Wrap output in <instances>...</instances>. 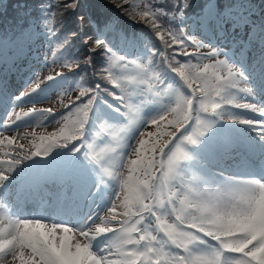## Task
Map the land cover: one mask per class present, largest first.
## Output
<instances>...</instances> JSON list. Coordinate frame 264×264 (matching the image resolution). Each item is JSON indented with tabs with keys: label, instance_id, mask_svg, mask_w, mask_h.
<instances>
[{
	"label": "clouds",
	"instance_id": "obj_1",
	"mask_svg": "<svg viewBox=\"0 0 264 264\" xmlns=\"http://www.w3.org/2000/svg\"><path fill=\"white\" fill-rule=\"evenodd\" d=\"M190 3L187 0L183 8H188ZM66 7L75 8L76 4ZM183 15V11L174 12L171 22L175 20L179 25ZM172 30L182 35L185 29ZM189 63L194 73L193 83L200 81L195 71L197 64L191 60ZM235 70L242 72L237 66ZM241 82L244 87L239 86ZM236 84L238 87L229 83L195 88L184 81L169 82L153 92L151 98L142 100L137 111L123 113L126 117L123 124L111 123L98 109L95 128L90 126L96 102L93 97L92 104L78 105L49 123L56 128L50 135L61 133V136L58 140L48 139L42 151L80 140L85 157L99 165V182H110V204L99 213L85 212L86 218L72 224L55 218H22L12 214L9 206L0 201V250L6 244L10 246L0 257V264H31L16 259L15 253L21 250L23 255L35 256L43 264L53 244L62 247L65 253L75 254L78 264H89L90 251L99 240L105 241L102 251L115 249L123 253L129 245L142 247L146 253L154 251L160 264H254L257 253L264 261V179L224 173L205 177L184 163L193 159L190 147L198 146L218 121L251 125L234 109L257 113L264 110V104L241 97L240 93L256 95L247 78L237 80ZM151 103L159 104L161 111L144 126L153 124L162 114L171 117L167 123L173 131L166 134V139H160V125L157 133L150 136L152 139H145L141 130L133 140V131L145 120L143 108ZM36 113L40 114L36 126H43L49 113L40 108ZM86 133L90 136L86 137ZM102 134L108 136V141L97 149L96 142ZM188 137H193L195 143ZM22 138L27 140L26 135ZM11 175L12 171L0 166V177H5L0 179V185ZM113 224L118 225L115 231Z\"/></svg>",
	"mask_w": 264,
	"mask_h": 264
},
{
	"label": "rangeland",
	"instance_id": "obj_2",
	"mask_svg": "<svg viewBox=\"0 0 264 264\" xmlns=\"http://www.w3.org/2000/svg\"><path fill=\"white\" fill-rule=\"evenodd\" d=\"M221 13L223 17H221L220 19V24L222 27H220L222 31L220 35H217L213 38L202 37L200 35V30L196 28V24L194 23V21L192 19H188L186 23L188 27V33L184 36L185 40L188 35L193 36L198 43L204 45V47L198 50L202 53H207L211 50V48L219 50L222 55L216 59H227L229 63L239 67L247 78V82L249 77L254 78V81H263L262 75L264 76V59L261 63L263 65V72L262 70L255 69V75H251V69L255 64V62L253 61V59L255 58L254 54L264 53V32H261L260 30L253 27V23L256 21H260V18L255 21H245L237 13V10L234 9H224L223 11H221ZM206 19L208 20V17ZM206 25L209 26L210 31L213 30L211 28V24H208L206 22ZM255 32H257L258 34L256 35ZM117 44V56L129 57L128 54L132 56L136 53V49L133 44H128L126 46L124 45V41L122 39L118 40ZM93 45L94 44H91V46ZM47 48L48 46L46 40L42 37L41 34H39L37 38L29 42L27 46L23 47V51L21 52V54L17 55L18 59L14 58V64L5 65L3 67L4 69L0 66L1 70H7L10 73L9 80L12 79L16 81L15 78L19 79L18 81L14 82V89L11 91V93L7 94V96L10 97V99L8 100H14L15 102H13L10 105L8 111H6L5 114L0 117V133H3V136H16L17 144L23 143L25 145L24 149H20L15 146H10L6 142L0 144V161L17 159L24 153L30 154V152L34 150L32 146L33 133L35 134L36 138H38L40 136H48L52 132H55L56 128L49 123H51L55 119H58L61 115H66L67 113L71 112L75 108L73 107L74 105L77 106L79 102L85 101L86 96H80V92L82 91L80 87H76L74 84L69 83L67 81V78L57 76L51 80H45V82L37 90L29 93L28 95H22V93H24L32 85L33 81L36 80L37 74H39L43 79L48 75H55L59 70H63L65 71V73L68 72V74H70L69 77L72 76V74L81 71L84 59H80L75 65H66V63H63L60 59L48 53ZM186 49L188 52L194 50L191 47L190 41H186ZM178 50L181 52L184 51L179 44ZM248 54L249 57L247 56ZM239 56H241L240 59L238 58ZM12 57H14V54H12ZM138 57L139 60L137 61L147 65L148 71L145 79L148 81V83H151L153 87L149 89L147 87V84L145 83L130 86L128 92L130 94L131 102L133 105H140L142 100L151 98L153 92L159 91L161 88H163V85L160 83V81L155 79L156 75L152 72L151 67L147 64L143 54H139ZM187 58L192 60L193 64H197L200 66L203 64L212 63L211 59L200 60L194 55H189L187 56ZM125 62L130 61L126 59ZM112 72L117 76L127 74L137 76V78H139V76L137 75L138 73L140 75H143V73H140V70H138L131 63H128V67L124 68L122 66V63L118 60L114 61L113 63ZM209 72H211V69L209 70ZM222 74L226 73L222 72ZM162 77L164 78V75H162ZM174 77L176 78L174 83L179 84L182 82V80L176 74L174 75ZM214 82L215 81L213 80V83ZM239 86L244 87L245 85L243 82H241ZM193 87L199 88L200 81H198L196 85L193 84ZM113 89L117 95H121L120 90L118 88H115V85H113ZM186 91L190 92V90L188 89H186ZM78 97L79 99H77ZM164 99L166 101L168 98ZM107 102H111L112 106L110 107ZM32 107L40 109L51 108L54 113L47 117V120L44 122L43 126H36V123L40 118V114L34 112L31 113L28 117H25L20 121H16L13 125H8L7 129L5 128L6 124L8 123V117L12 115V111L14 109L17 113H22L24 111H28ZM118 108L121 110L117 111ZM98 109L105 116H107L109 121L113 124L119 125L126 122V117L123 115V111L125 109L124 106L120 104L119 100H117L115 97L111 99L105 98L98 107L93 109V121H90V126L93 128H95L94 120L96 118ZM234 110H237L238 113V110L240 109ZM160 111V105L157 103L146 104L144 106L142 114L145 117V120L139 125L137 129L133 131V140L141 130L145 132V139L153 138L147 136L146 134L148 132L157 133V125L149 124L145 127L144 124L147 123L148 119H150ZM238 114L242 116V112ZM257 114L261 116L260 113ZM170 118L171 117L166 115V119L164 121H160L161 127L159 131L160 133H162V135H160V139H166V134L173 131L172 126L167 123V120ZM254 118V121L264 120L262 116ZM244 119L246 118L244 117ZM239 127L241 129L249 128L244 123H239ZM254 129H257L258 132H256V134L258 135V138L262 140L260 138V132L262 129H264V127L256 124ZM25 134H27V140L20 139V137L25 136ZM85 136L89 137L90 133H86ZM107 141L108 136L106 134H102L96 142L97 149L103 147L104 144L107 143ZM67 146H69V148L67 149L65 154L69 153L72 150L74 151V154L70 155V160L74 165L73 169L75 171V180L73 182H69V175L65 177L64 183L62 185V195L59 198H57L56 195L49 196L42 193L39 194V204L33 206V208L31 209L33 213H38L39 215L22 216V211H16V201L18 200L19 195H21L22 197L29 196V194L31 195V189L33 187L30 188L28 193L27 189L21 190L20 186L24 184L19 185V183L25 182L27 184H32L38 180V186L33 189H38L37 191L39 193L40 187L43 186L47 189L48 194H53V191L56 189L57 185V181L54 180V175L60 168V161L56 156L60 154V152H57L55 148L47 155L41 154L27 159L31 162H34V165L27 164V160H22V162L18 165H26V169L21 172L26 173L25 178L21 180L18 179L19 172H15L13 170L12 175L8 177L7 181L3 185H0V201L5 202L9 206L12 214L21 216L22 218H55L58 221H67L69 223L75 224L79 222L82 217L86 218L84 217L85 212H87L88 215H92L94 212L99 213L102 212L104 208L110 204L109 196L112 193V188L110 187V182L109 184H102L99 182V165L95 164V162L90 161L85 157V148L81 146L80 140L73 141L72 144H69ZM189 150L192 153L193 159L184 162L186 166L190 170L197 172L202 176L208 177L206 174H204V167H202L201 165L203 163V157L200 156L202 155L201 148H193L192 146ZM94 155L96 154L94 153ZM7 166V163H3L2 165V167L5 169H7ZM85 168L87 170H90V172L88 171L86 173ZM37 169H39V171H37ZM101 189L102 191H104L103 196L101 194L102 191H100ZM19 204L23 203L19 202ZM75 206H77V214L75 215H77L78 219L71 221L69 217L74 213H63V211L66 209L70 210V208H73ZM26 207L28 206L26 205ZM117 211L119 212L120 210L117 209ZM112 226L118 227V225L116 224H113ZM101 244H104L102 240L97 242V247H100ZM130 248L132 249V247ZM102 249L103 247L98 250V252ZM93 250L96 251V248L93 247Z\"/></svg>",
	"mask_w": 264,
	"mask_h": 264
},
{
	"label": "trees",
	"instance_id": "obj_3",
	"mask_svg": "<svg viewBox=\"0 0 264 264\" xmlns=\"http://www.w3.org/2000/svg\"><path fill=\"white\" fill-rule=\"evenodd\" d=\"M184 3H187V0H130L127 4L124 0H0V64L13 53L15 56L20 54L23 47L41 34L47 42L48 53L63 63L72 59H84L80 72L69 77L68 72L59 70L57 72L64 74L57 77L67 78L69 83L80 87L81 90L99 85L101 90L107 88L113 91V84L107 78L109 73L105 71L109 62L105 50L96 48L95 52L90 51L95 47L91 46L95 37L104 39L116 52L120 36L131 39L136 53L132 56L128 54L126 59L139 60L138 55L143 54L148 64L147 57L152 54L151 64H148L152 72L155 75H164L167 83H174L175 73L169 71L168 66L177 67L178 63H186L190 59L178 50V44L171 43L168 31L178 35V32L172 29L184 27L185 36L188 33L186 21L189 16L205 18L210 13V5L218 13L224 9H234L245 21L260 18V21L253 23V27L264 32V0H191L186 9L183 8ZM71 4H76V7H66ZM145 7H150L156 12L155 22L162 27L165 40L169 41L168 45L156 35V30L145 22L146 18L139 16ZM157 9L162 11L158 12ZM180 11H183L184 15L177 25L175 20L171 22V16L174 12L179 14ZM133 15L136 16L135 20ZM65 38H68L66 43ZM58 45L63 47L58 48ZM88 56H92L91 64L84 63ZM87 98L88 96L78 105L86 103ZM105 98L111 99L113 96L102 92L97 97L94 108ZM107 104L112 106L111 102ZM56 149L62 150L63 146Z\"/></svg>",
	"mask_w": 264,
	"mask_h": 264
},
{
	"label": "snow or ice",
	"instance_id": "obj_4",
	"mask_svg": "<svg viewBox=\"0 0 264 264\" xmlns=\"http://www.w3.org/2000/svg\"><path fill=\"white\" fill-rule=\"evenodd\" d=\"M130 0H124V3L127 4L129 3ZM187 3L183 4V7H186ZM157 11H162L160 9H157ZM139 16L141 18H146L145 22L149 23L155 30H156V35L159 36V38L161 40H163L165 42L166 45L169 44V41L165 40V36L163 34L162 31V27L157 25V23L155 22L156 19V12H153L152 9L150 7H145L143 8L140 13ZM133 18L135 19L136 16L133 15ZM168 35L171 36V43H176L179 44L181 46V48L184 50L183 54L185 56L188 55H194L196 56L198 59L200 60H204V59H211L212 63L211 64H203L202 65V70H201V66L197 65L196 67V73L198 74L197 79H199L201 81L200 83V87H204L205 85L208 86L209 88H211L213 85H215L216 87H220L224 84H232L233 86H237L238 84H236L237 80H243L245 79V75L243 72L237 73L235 70V66L231 63H229V61L227 59H216L218 57H220L222 54L220 53L219 50L215 49V48H211L210 51H208L207 53H202L199 52L198 50L202 47H204L203 44L198 43L197 40L193 37L191 40L189 39V35L186 37V40L184 38V34L182 35H174L171 31H168ZM68 38H65V43L67 42ZM186 41H190L191 42V47L195 50L193 53H188L187 49H186ZM94 45L95 47L90 49L91 52H95L96 48H100V49H104L105 53L108 57V61H109V67L107 69H105V71H107L109 73L108 75V80L110 81V83H112L113 85H115V88H118L120 90L121 95H117L116 92L113 91H109L107 88L106 92H108L110 95H112L113 97H115L117 100H119L120 104H122L124 106V111L123 113H128L130 111H137L138 110V105H133L131 102V98H130V94L128 92V89L130 86H135L141 83H145L147 84V87L149 89H151L153 86L151 83H148V81L145 79V77L147 76V65H145L144 63H141L137 60H133L130 62H125L126 61V57L125 56H117L116 51H114L111 47H109V45L107 44V42L104 39H101L100 37H95L94 38ZM59 47H63V45H58ZM151 56L152 54H149L147 57V61L148 64H151ZM120 61L122 63V66L124 68L128 67V63H131L132 65H134L138 70H140V73H143V75H140L139 73L137 74L139 76V78H137V76L134 75H127V74H122L120 76L115 75L112 72V67H113V63L114 61ZM190 61V60H189ZM186 62V63H178L177 67H173L172 65H169V71L175 73L182 81L186 82L188 85H192L193 86V71L191 69V65L190 63ZM68 63L71 64H77V60L76 59H72L71 61H66V65ZM85 64H91L92 63V56H88L87 59L84 61ZM211 69V72H209V70ZM226 73V74H222ZM63 72H57L55 75H48L45 78H41V76L39 74H37V78L35 81H33L32 85L24 92L22 93V95H28L29 93L37 90L44 82L45 80H51L56 76L59 75H63ZM155 79L161 81L163 80V87L165 85H167L168 83H166L165 79L160 76V75H156ZM213 80L215 81L213 83ZM243 91H248L247 89H243ZM90 94V95H89ZM99 94V95H98ZM102 94V91L100 89V87H95V88H87L84 89L80 92V96H88L86 103H81L80 105H85V104H92L93 103V97H95L97 99L98 96H100ZM79 99V97L77 98ZM73 107H76L75 105ZM245 108L249 107V105H245ZM255 107V106H252ZM41 111H46L49 113V115L53 114V110L51 108L48 109H40ZM121 109H117V111H120ZM37 111L36 107H33L31 109L30 112H22V113H17L15 111V109L12 111V115L8 117V123L6 124V129L8 128V125H13L16 121H20L25 117H28L31 113H34ZM258 113L261 114V116H264V110L259 111ZM14 117V118H13ZM166 119L165 116H163L162 114L159 116L158 119H154L153 120V124L157 125V131L159 130V126H160V121H164ZM245 123H251V124H259L262 127H264V120H259V121H245ZM155 133L152 132H148L146 135L147 136H152ZM27 135V134H25ZM33 140H32V146L33 149L30 154H27L25 156L22 157V159H27V158H31L37 155H47L48 152L51 151V148L49 147L47 149V151H42V149L44 148V145L47 143L48 139H59V137L61 136V133H55L50 135L47 138H44L42 136L36 138L35 134L33 133ZM0 144L3 143H7L10 146H15L18 147L20 149H24L25 145L23 143H19L17 144V137L16 136H3V133H0ZM260 138L262 140H264V134H262L260 136ZM20 139H23L22 137H20ZM187 139H189L190 142L195 143V139L193 137H188ZM21 160H17V159H11L9 161H0V166L3 165V163H7V170L8 171H13L14 168L20 164L22 162ZM5 177H0V179H4ZM116 229L113 228V231H115ZM0 239H2V237H0ZM10 250V246L9 245H5L3 250H0V257H3V255ZM149 254L153 257H155V261L153 262V264H160V259L158 256L155 255L154 251L151 253H146V251L141 247V248H132L131 250H129L128 248H125L123 250V253L121 252H117L115 249H109L107 251H94L91 250L90 251V255H89V264H91L92 261H95V264H144V260L146 257L149 256ZM16 255V259L20 260L23 259L25 261H29L31 262V264H42L41 261H37L35 256H25L21 252H17L15 253ZM82 259V257L80 258ZM43 264H78V260L75 257V254L72 253H65L61 248H57L55 246V244H53L52 246V250L44 257V261ZM254 264H264V261L260 260V257L257 253L256 255V260L254 262Z\"/></svg>",
	"mask_w": 264,
	"mask_h": 264
},
{
	"label": "bare ground",
	"instance_id": "obj_5",
	"mask_svg": "<svg viewBox=\"0 0 264 264\" xmlns=\"http://www.w3.org/2000/svg\"><path fill=\"white\" fill-rule=\"evenodd\" d=\"M220 22H221L220 19L216 20L215 22H211L212 23L211 24V28L213 29L211 31H210L209 26L200 25V27H201L202 30H204V31H206L208 33H211V32L212 33H218L219 31H221V28H222ZM255 55H259V56H255ZM247 56L249 57V54ZM254 57L255 58L253 59V61L255 62V64H254L253 68L251 69V75H255V71H254L255 69L256 70L257 69L262 70L263 65L261 63H262V60L264 59V53H260V54L256 53V54H254ZM262 72H263V70H262ZM262 77L264 79L263 75H262ZM248 83L253 86L256 95L255 96H249L247 93H240V95L242 94V97L245 100L251 101L253 103L264 104V88L262 90L260 89L261 84L263 83V81H260V82H258L257 80L254 81V78H250L249 77ZM234 111L237 112V110H234ZM240 112H242V116L245 117L247 120H253L254 121V119H255L254 117H258L259 116L256 112H253V111H251L249 109H240V110H238V113H240ZM231 126H232V124L229 123V122L218 121L216 123V125L205 134V136L203 137L201 143H204V144L208 145L209 143H216L218 140L221 143L222 142L221 139H222V137H224V135L231 136L233 133H235V131L230 128ZM246 126H248L249 129L251 131H253V132L257 131L256 129H254L255 124H251V125L246 124ZM232 128L233 129L237 128V124H234L232 126ZM200 146L201 145L199 144L198 146H193V148H197V147L201 148ZM204 148L205 147H203V149ZM202 157L206 158L204 156H202ZM76 210H77V207H76ZM76 210L73 211V209L70 208L69 211L73 212L75 214ZM94 246L96 247L97 244H95ZM129 250H131V249H129ZM154 261H155L154 257L149 254V256L146 258L145 264H153Z\"/></svg>",
	"mask_w": 264,
	"mask_h": 264
}]
</instances>
